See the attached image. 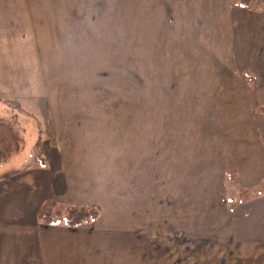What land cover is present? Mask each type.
<instances>
[{"label": "rangeland", "instance_id": "obj_1", "mask_svg": "<svg viewBox=\"0 0 264 264\" xmlns=\"http://www.w3.org/2000/svg\"><path fill=\"white\" fill-rule=\"evenodd\" d=\"M160 1L177 10L167 15L164 6H157ZM187 1L106 0L103 15L97 17L101 18L99 26L97 21L90 27L104 34V45L109 41L110 49L102 54L103 77L99 85L81 88L85 89L83 94L100 96L104 101L117 96L119 102L90 103L89 107L104 112L131 111L136 115L134 119H127V115L113 120L83 118L91 128L99 129L93 136H84L89 150L82 152L92 151L93 157L112 164L117 160L134 162L131 174H142L141 163L145 164L152 185L165 180L168 198L174 193L175 178L181 179L183 223L189 215L188 195L193 194L199 201L201 228L210 229L213 225L214 233L221 234L213 248L198 252L250 253L260 260L251 264H264V191L247 202L240 198L244 190L261 184V178L257 175L250 185L238 177V172H246L243 166L239 168L240 161L255 153L256 144L262 142L264 149V104L254 101V70L241 66L235 54L240 27H255L247 30L252 33V42L254 30L264 37V0H252L245 7L248 9L242 6L243 0H197L199 8L189 7ZM178 10L182 11L175 17ZM253 18L260 20L255 22ZM85 42L71 40L72 47ZM261 44L264 50V43ZM51 51L54 52L45 51L32 61L40 65L44 57L47 64L42 65L48 70L0 72V85L2 81L5 85L0 86V97L29 102L23 111L27 115L0 101V165L4 159H14L7 166L16 167L11 168L10 174L21 171L18 165L33 164L39 155L52 156L48 141L53 119L47 94L81 93L78 86L58 85L62 79H73L78 70L64 71L62 63L68 62L63 61L61 48ZM55 66L59 69H52ZM130 95L134 96L133 102H123ZM79 110H83L81 103ZM36 124L46 130L49 138L43 151L34 145ZM232 164L235 173L229 171ZM48 201L56 204L52 206L54 211L70 205L55 199L44 203ZM2 226L7 224H0V264H14V251L2 257V240H12L25 231L16 224L12 231ZM172 253L179 255L174 249ZM188 260L184 257L183 264H191Z\"/></svg>", "mask_w": 264, "mask_h": 264}, {"label": "crops", "instance_id": "obj_2", "mask_svg": "<svg viewBox=\"0 0 264 264\" xmlns=\"http://www.w3.org/2000/svg\"><path fill=\"white\" fill-rule=\"evenodd\" d=\"M198 3L197 0L187 1V5L195 6L194 8L200 7ZM105 4L106 0H0V72L48 70L42 65L47 64L44 57L41 58L40 65L32 61L45 51L53 53L51 50L61 48L63 61L68 62L62 63L64 71L67 68L78 72L73 79L58 81V85L78 86L81 92L75 96L64 94L65 97L47 94L50 117L53 119L48 144L53 153L50 157L45 156V164H41L37 158L31 165H18L17 169L21 171L10 174L13 170L11 168L16 167L9 169L7 166L15 160H2L0 224H7V227L2 226L4 230H16V227L12 229V225L16 224L19 230L25 231L12 240H2V257L14 251V264H183L184 257L191 264L259 262L258 256L250 253L236 255L198 252L203 248H213L221 234L214 233L213 225L210 229L201 228L199 201L193 194L188 195L191 200L186 206V209L189 207V215L187 213L185 224L183 223L181 179L175 178L174 193L171 192L168 198L165 180L163 184L159 181L152 185L151 178L145 173V164L141 163L142 174H131L134 162L117 160L116 164H112L113 162L93 157L95 153L92 151L89 154L82 152L84 149L89 150L84 136H93L99 129L91 128V124L83 121V118L113 120L127 115V119H134L136 115L131 111L104 112L94 106L89 107L87 104L90 103L119 102L117 96L104 101L100 96L83 94L85 89L81 88L97 86L103 77L102 54L104 50L110 49L109 41H105L104 45V34L90 27H94L97 21L99 26L101 18L97 17L103 15ZM157 6H164L167 15L177 10L172 5L166 7L161 1ZM181 11L178 10L175 17ZM259 20L255 19V22ZM250 28L255 27H240L238 52L235 54L238 55L241 66L246 70H254V101L264 104V50L261 44L264 43V37L258 36L254 30L252 42V33L247 32ZM107 38L109 40L111 36ZM71 40L86 42L72 47ZM112 62L111 53L110 63ZM52 69L59 68L55 66ZM112 72L114 74V70ZM114 76L117 77L115 74ZM0 86H5L3 81ZM133 99V95L125 96L123 102L129 104ZM13 100L21 102L23 108H28L25 104L29 102L23 99ZM80 103L82 111L79 110ZM18 113L22 114L20 111ZM36 125L38 132V124ZM48 139L46 130L43 129L41 151L46 147ZM254 151L253 155L245 157L240 163L237 161L239 168L243 166L246 171L245 175L238 172L239 180H247L250 185L257 175L263 179L262 142L255 145ZM47 199L67 204H97L101 213L96 219L77 226L64 222L45 223L39 219L38 211ZM9 224H12L11 228L8 227ZM173 249L179 255L173 254Z\"/></svg>", "mask_w": 264, "mask_h": 264}, {"label": "trees", "instance_id": "obj_3", "mask_svg": "<svg viewBox=\"0 0 264 264\" xmlns=\"http://www.w3.org/2000/svg\"><path fill=\"white\" fill-rule=\"evenodd\" d=\"M252 0H243V7H247L249 3ZM248 75V72L245 73V76ZM251 78L256 81V78L254 76H251ZM0 101L4 102L10 107L16 108L19 111L23 112L24 108L22 104L17 101L10 98H3L0 97ZM38 139L36 142V147L40 148L42 146V138H43V128L40 124H38ZM39 160L41 164H45V158L42 155H39ZM232 173H235V166L232 164L230 167V170ZM264 177L262 179V183L250 187L246 190H244L242 193H240V198L243 201H246L248 198L252 196H256L257 194L264 191ZM56 204L51 203V201H48L44 203V205L40 208L38 212V217L40 220H42L45 223L49 224H58V223H66L70 226H77L83 223L90 222L98 217V215L101 213V208L97 204H91V205H82V204H70V205H62L59 210L54 211L52 209V206Z\"/></svg>", "mask_w": 264, "mask_h": 264}]
</instances>
